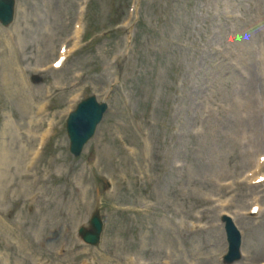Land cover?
I'll use <instances>...</instances> for the list:
<instances>
[{
    "label": "rangeland",
    "instance_id": "1",
    "mask_svg": "<svg viewBox=\"0 0 264 264\" xmlns=\"http://www.w3.org/2000/svg\"><path fill=\"white\" fill-rule=\"evenodd\" d=\"M81 2L18 0L15 23L8 29L13 49L7 47L6 54L25 72L34 107L48 94H53L52 109L58 113L69 103V90L55 89L68 83L67 69L48 73L47 81L43 77L46 83L43 80L34 89L29 78L52 61ZM139 2L142 10L135 28L108 36L85 55L98 75L72 82L81 91L87 87L84 96L95 93L98 98L112 86L108 112L82 157L75 160L67 154L64 134L58 132L53 140L56 148H46L34 170L39 175L46 165L51 167L49 177L36 187L34 202L27 204L26 197L13 204L12 194L0 196V214L5 211L4 222L0 221V264L48 260L79 264L92 257L99 264H219L215 257L222 253L223 233L217 226V210L204 200L212 197L219 183L248 168L233 170L242 150L236 149L241 147L237 127L225 119L223 105L237 91L244 70L231 54L230 32L236 23L256 36V7L247 10L243 0H169L167 8L163 0ZM126 6L127 0H91V21L94 11L98 21L94 25L106 26L111 7L114 21L121 20ZM4 31L0 28V41L6 40ZM77 65V60L68 64ZM2 80L0 146H16L20 131L15 126L26 132L31 114L20 105L17 88ZM198 125L207 130L203 138L195 135ZM51 151L54 164L47 158ZM247 153L241 156L244 166L252 158ZM220 192L213 198L228 199L234 210L245 209L247 191ZM100 195L106 224L103 243L97 250H87L74 232ZM145 204H153V210H145ZM199 213H203L200 221ZM239 223L252 255L248 264H261L264 221Z\"/></svg>",
    "mask_w": 264,
    "mask_h": 264
},
{
    "label": "bare ground",
    "instance_id": "2",
    "mask_svg": "<svg viewBox=\"0 0 264 264\" xmlns=\"http://www.w3.org/2000/svg\"><path fill=\"white\" fill-rule=\"evenodd\" d=\"M5 72H6V74L4 77H5L6 84H9V85L12 84V85H14V88H18L19 92L15 91V93L19 95V98L21 101V106L22 107L24 106V109L26 110V112H28L27 109L30 107L31 102L29 101L28 92L26 91L25 87L23 86L22 77L19 74V70H18L17 66L16 65L13 67L7 66ZM17 140H20V139H17ZM2 147H3V145H2ZM7 149L11 152H14V154L18 153L20 155V153H21V148H15L14 145H7ZM2 178H3V176L0 175V181ZM263 264H264V262H263Z\"/></svg>",
    "mask_w": 264,
    "mask_h": 264
}]
</instances>
